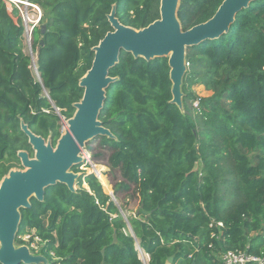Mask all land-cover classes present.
<instances>
[{"label": "trees", "instance_id": "obj_1", "mask_svg": "<svg viewBox=\"0 0 264 264\" xmlns=\"http://www.w3.org/2000/svg\"><path fill=\"white\" fill-rule=\"evenodd\" d=\"M28 1L45 28L43 37L41 27L32 32L39 80L18 12L9 14L0 0V181L20 165L18 151L33 153L21 122L56 144L59 115L71 118L82 98L78 83L91 68L92 48L112 31V7L136 30L159 19L160 0ZM222 1L180 0L182 30L209 20ZM186 62L183 111L170 103L167 58L146 62L121 52L109 70L117 80L98 120L114 138L100 139L112 150L107 165L119 172L120 188L133 186L134 214L125 216L94 174L82 173L76 183L88 189L56 184L43 202L32 198L20 210L16 246L32 233L49 264H143L137 247L148 264H219L226 250L264 254V0L239 12L227 33L188 48ZM193 81L211 95L198 98Z\"/></svg>", "mask_w": 264, "mask_h": 264}, {"label": "water", "instance_id": "obj_2", "mask_svg": "<svg viewBox=\"0 0 264 264\" xmlns=\"http://www.w3.org/2000/svg\"><path fill=\"white\" fill-rule=\"evenodd\" d=\"M179 1L160 0L159 19L139 30L122 25L116 18V6L112 7L107 16L112 31L92 48L91 68L78 83L83 89L82 98L73 104L75 111L71 118L65 120L59 115L66 129L54 146L50 139L35 135L21 122L20 130L27 137L34 154L31 158L27 151H18L17 158L23 170H10L0 181V264H49L44 256L31 254L24 245H15L21 221L20 210L30 209L32 198L43 202L45 189L56 184L65 185L74 193L81 174L71 169L83 162L85 145L96 137L114 138L102 126L98 116L109 85L117 80L109 76V70L118 63L120 53L131 54L133 58H142L146 62L167 58L170 103L183 111L182 83L187 72V49L227 33L236 15L257 0H223L209 20L185 31L177 18ZM44 32L42 26L41 37ZM39 51L40 47H37L36 57ZM196 168L197 165L194 170ZM171 262L170 258L167 264Z\"/></svg>", "mask_w": 264, "mask_h": 264}, {"label": "rangeland", "instance_id": "obj_3", "mask_svg": "<svg viewBox=\"0 0 264 264\" xmlns=\"http://www.w3.org/2000/svg\"><path fill=\"white\" fill-rule=\"evenodd\" d=\"M27 12H28L29 17L32 20V22L35 21L36 17L34 15L33 10L28 9ZM40 27L41 26L39 24L38 28H40ZM22 46H23L24 52L26 54H29L30 48H29V45H28L26 39H24L22 41ZM31 51L33 53L32 48H31ZM33 75L36 77L35 73H33ZM35 79H37V78H35ZM192 83L194 85H191L190 91L194 92V94H196V96L198 98H205V97H209L211 95V92L205 90L204 86L202 84L198 83L197 81H193ZM191 106H192V103H191ZM190 114H191V116L195 115V113H194V111H192V109L190 110ZM65 120H67V119H65ZM65 129H66V127L64 126L63 120H61L60 134H63ZM111 151H112L111 148H109L108 146H105L101 143L100 137L94 138L92 141L88 142L85 145V149H84L83 154H82L83 162L81 163V165H78L76 167L78 170L77 173H79V174H82V173H86V174L92 173L93 174L94 173V176L96 177V173L93 172L94 170H91V167H92L91 164L96 165L98 167V169L101 170V175H103L102 181H100L98 179V181L102 185L103 192L105 194L111 196V200H113L117 206H120L122 208L125 216H127L129 214L133 215L134 212L136 211L137 207H138L137 195L135 194V191L133 190L132 185L129 186L127 190L120 188V183H122V179L119 175V172L116 170H111L107 165L108 164V157L110 156ZM33 154H34V152L32 153V155L29 154L31 158L33 157ZM11 170H23V168L20 164V165H16ZM75 188L76 189H79V188L88 189L87 185L82 184V185L78 186L77 183L75 185ZM39 248H40V245H37V248H33L30 250V253L33 255H40V253H39L40 249ZM144 254H145L144 252L138 251V256L141 259V261L143 262V264H148V256H144Z\"/></svg>", "mask_w": 264, "mask_h": 264}, {"label": "built area", "instance_id": "obj_4", "mask_svg": "<svg viewBox=\"0 0 264 264\" xmlns=\"http://www.w3.org/2000/svg\"><path fill=\"white\" fill-rule=\"evenodd\" d=\"M3 1L6 4V8L9 14L12 13L13 9H16L18 12V15L22 22V26L24 28L22 41L26 39L29 45V48H30L29 54H26L30 58L29 68H30L32 75L33 73L36 74V77L34 75L33 77L39 80V73H38V69L36 65V57H35L34 52L32 53L31 51V48H32L31 41H32L33 29L37 28L41 22L42 12L37 5L30 3L28 0H14V1L3 0ZM28 9H32L36 17L35 21L33 22L30 19L29 14L27 12ZM186 66L187 67L189 66L187 62H186ZM197 105H198V101L195 100L192 103V106L195 108L197 107ZM217 226L221 227L222 224L218 223ZM31 236H32V233L31 234L25 233L24 235L21 236V240L25 243L24 246L26 247L28 246L27 248L29 249V251L33 248H37V245H40L39 249H41V246L43 245V243L36 237H34L32 241H30ZM138 251L142 252V250L139 247H137V252ZM52 259H55V258L52 256ZM218 261H219V264H264V254L262 256H255V255L249 254L247 251L226 250L218 254Z\"/></svg>", "mask_w": 264, "mask_h": 264}, {"label": "bare ground", "instance_id": "obj_5", "mask_svg": "<svg viewBox=\"0 0 264 264\" xmlns=\"http://www.w3.org/2000/svg\"><path fill=\"white\" fill-rule=\"evenodd\" d=\"M12 1H14V0H12ZM92 165V167H91V170H94L93 172H95L96 173V177L100 180V181H102V176L103 175H101V170L100 169H98V167L96 166V165H94V164H91ZM86 185V184H85ZM109 186V185H108ZM110 189V188H109ZM144 256H146V255H144Z\"/></svg>", "mask_w": 264, "mask_h": 264}, {"label": "crops", "instance_id": "obj_6", "mask_svg": "<svg viewBox=\"0 0 264 264\" xmlns=\"http://www.w3.org/2000/svg\"><path fill=\"white\" fill-rule=\"evenodd\" d=\"M143 252V251H142Z\"/></svg>", "mask_w": 264, "mask_h": 264}]
</instances>
